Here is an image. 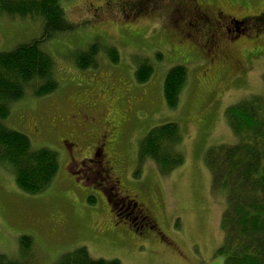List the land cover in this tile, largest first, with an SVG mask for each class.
<instances>
[{
	"label": "rangeland",
	"instance_id": "rangeland-1",
	"mask_svg": "<svg viewBox=\"0 0 264 264\" xmlns=\"http://www.w3.org/2000/svg\"><path fill=\"white\" fill-rule=\"evenodd\" d=\"M111 1L61 2L75 28L40 45L53 59L58 87L42 97L27 90L3 120L8 128L27 135L34 149L55 151L60 167L44 192L30 195L18 189L12 171L0 164V258L19 261L20 238L29 236L35 264H54L78 247L94 259L121 264H223L218 250L226 192L212 188L204 156L213 146L237 142L226 109L251 96H264V23L251 22L248 36L230 42L232 35L224 28L215 32L208 25L195 26L196 18L182 12L183 0H133L139 6L133 10H122L119 2ZM208 3L211 17L218 8L236 19L264 12V0ZM183 22L193 25L184 29ZM40 33L38 19L0 15V51L28 43ZM216 36L228 58H220L222 54L210 62L206 43ZM94 42L101 48L94 67L78 68L75 55ZM108 48L116 49L117 63L110 61ZM144 62L153 73L139 84L135 70ZM176 65L186 68L187 80L177 107L169 109L163 80ZM87 115L101 133L120 134L113 151L119 180L115 197L125 207L137 201L146 209L152 229L132 226L109 212L100 192L113 200V191L105 188L100 173L78 167L84 166L81 161L91 146L82 141L76 162H71L66 135L81 137ZM165 123L178 125L184 161L162 173L149 157H139L138 148L151 129ZM93 166L90 161L86 168Z\"/></svg>",
	"mask_w": 264,
	"mask_h": 264
},
{
	"label": "trees",
	"instance_id": "trees-1",
	"mask_svg": "<svg viewBox=\"0 0 264 264\" xmlns=\"http://www.w3.org/2000/svg\"><path fill=\"white\" fill-rule=\"evenodd\" d=\"M63 0H0V15L35 18L41 21L38 38L19 44L10 51H0V164L12 171L19 190L36 195L44 192L59 171L58 154L48 148L34 149L24 133L8 128L4 123L10 106L31 90L42 97L53 93L57 79L53 75V59L40 45L74 30L67 18ZM100 45L90 44L75 55L78 68L94 67ZM112 63L119 55L107 49ZM153 73L148 62L135 70V80L145 83ZM187 80L182 65L170 68L163 80V97L169 109H175ZM228 126L237 142L209 148L204 156L212 188L226 192L227 206L221 220L223 243L218 252L223 264H264V96H251L225 111ZM180 130L175 123H165L151 129L140 141L138 154L149 157L162 173L183 164L180 150ZM94 203L93 198H89ZM21 259L0 264H35L29 236L20 238ZM30 258V259H29ZM54 264H121L118 260L92 258L86 248L78 247L60 256Z\"/></svg>",
	"mask_w": 264,
	"mask_h": 264
},
{
	"label": "flooded vegetation",
	"instance_id": "flooded-vegetation-1",
	"mask_svg": "<svg viewBox=\"0 0 264 264\" xmlns=\"http://www.w3.org/2000/svg\"><path fill=\"white\" fill-rule=\"evenodd\" d=\"M117 1L120 4V7L122 10L125 9H139V6L137 3H134L133 0H112ZM183 6H185L184 13L195 17L194 25L200 27H205L208 25L209 28H213L215 32L221 31L222 28L226 29L225 31L232 35L230 42L233 40H237L241 38L242 36H248L249 34V28H251L250 23L258 21L260 24L264 23V12H261L257 17L251 16L247 17L245 19H236L231 16H225L223 12L218 8L216 12L213 13V17H211L212 14L209 10L210 4L212 0H183ZM214 1V0H213ZM138 2V1H137ZM141 4V3H140ZM92 10V9H91ZM100 9L96 8L93 9V11H100ZM189 21V20H188ZM196 22V24H195ZM193 25L191 22H183L184 29L188 27V25ZM197 31V28H195ZM217 37V36H216ZM211 39L206 44H209V61L214 62L215 60H218L219 55L224 54L222 53L221 43L218 41V37ZM223 59H227V54H224L222 57ZM87 122L82 121L80 126L81 131V137L75 135L74 133L70 132L69 135H66L67 139L65 141L68 142V148L67 151L70 154V160L71 162H76V159L74 157V154L79 151L80 143H87L88 146H91L90 152L88 157H84L81 161L84 166H78L79 168H82L83 170H87L88 172H91L93 174L94 172H98L101 175L100 179H103L106 183L105 188H107L109 191L112 192L113 200L108 198L106 193L104 191H101V196L104 197L105 202L107 206L109 205V212L111 214H114L115 217L119 216L122 220L127 221L132 226H138L146 227L148 229H152L151 226V219L146 214V209L143 208L141 205L135 203L132 205H128L125 207L124 203L122 201L118 200L115 196L119 195V191L115 192V190L119 189L118 184L119 180L116 176L115 172V166L113 160V151L115 149V145H117V141L119 138V133H101L103 131H99L98 129H95V119L86 116ZM112 128L115 130L116 126L111 125ZM79 130V129H78ZM109 136V140L107 142H104V138ZM95 137L96 141L93 140ZM83 141V142H82ZM95 141V143H94ZM63 142V141H62ZM112 152V153H111ZM111 153V155H110ZM90 161L95 162V166L91 168H86L88 163ZM86 162L87 165L85 164ZM115 192V193H114ZM118 211V212H117Z\"/></svg>",
	"mask_w": 264,
	"mask_h": 264
}]
</instances>
